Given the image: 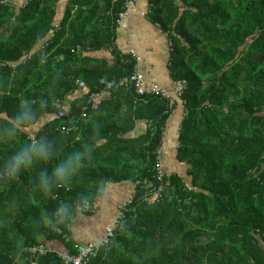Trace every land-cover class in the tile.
<instances>
[{
    "label": "trees",
    "instance_id": "trees-1",
    "mask_svg": "<svg viewBox=\"0 0 264 264\" xmlns=\"http://www.w3.org/2000/svg\"><path fill=\"white\" fill-rule=\"evenodd\" d=\"M60 1L0 0V125L25 103H44L39 120L73 96L67 115L34 137L43 135L63 151L81 149L93 143L99 126L90 97L109 86L117 97L114 109L118 103L129 111L138 108L150 126L136 141L120 140L111 128L99 131L91 164L70 191L57 189L52 198L43 197L36 188L40 168L0 189V264H14L21 250L23 264H62L57 253L25 259L23 251L65 241L71 220L61 234L34 229V222L80 193L93 203L108 181H128L134 196L110 243L88 264H264V0H147L149 20L168 33L172 78L186 83L175 160L188 168L168 169L157 199L155 166L172 109L160 96H138L132 84H119L136 64L115 46L127 0H70L55 30ZM99 50L111 52L112 65L86 64L91 58L82 53ZM81 83L89 90L75 97ZM129 116L121 119L129 121L126 130ZM18 138L30 137L20 133ZM15 147L0 141V160ZM13 200L19 209L4 222Z\"/></svg>",
    "mask_w": 264,
    "mask_h": 264
},
{
    "label": "crops",
    "instance_id": "crops-1",
    "mask_svg": "<svg viewBox=\"0 0 264 264\" xmlns=\"http://www.w3.org/2000/svg\"><path fill=\"white\" fill-rule=\"evenodd\" d=\"M11 1L19 2L22 0ZM69 2L70 0H61L57 4L56 18L53 21V26L61 22ZM75 9L76 8L72 10V14ZM149 9L150 7L147 0L129 1L128 8L126 9V16L121 20L120 26L116 31L115 46L116 49L123 54L130 53L131 51L135 53L137 59L135 64L136 70L144 76L145 85L147 87H152L154 85L158 86L166 91L174 100L171 108L172 111L164 124L161 146L158 150L162 166L168 171V169H170L171 158L175 160V148H177L179 144L175 133H178L180 120L183 119L185 115V107L184 102L176 98L174 93L176 81L172 78V74L169 70L171 48L168 33L163 32L157 24H153L149 20V17H147ZM49 35L53 36V30L49 32L47 38ZM38 47H36L34 51H36ZM78 51L81 50L77 49V52ZM82 56L91 58L90 64L86 63L88 66L92 65V62L95 61H104L107 65H112L114 62V58L109 50L89 51L87 53H82ZM78 69L79 68H77V70ZM108 87L103 90V92L96 94L92 100L93 106L96 108V116L99 119L97 121L99 124L97 129L99 131H106L108 128H111L113 133H117L115 136L119 137L122 141L143 139L148 126H150V121L142 117L140 114L142 111L138 108H130L129 111L122 103H118L115 108L118 109L116 111L113 105L117 97L111 95V89ZM88 90L89 89L81 83L78 90L74 93V96L81 97L85 95ZM112 91L114 92V90ZM73 99V96H68L62 103H59L57 113L43 115L38 120L36 127L25 134L33 138L45 124L54 120L59 113L67 115L70 110V103ZM107 101H109V104L106 103ZM100 110L104 111L101 112L103 114L99 113ZM126 115H130L129 120L131 122V128L128 130H126V128L129 125V121L121 120ZM115 141L118 142L117 139H115ZM102 143H104V140H101L100 144ZM185 166L184 172L188 168L187 164H185ZM133 192L134 186L128 181L119 183L108 181L102 188L101 193L93 201L91 206L92 212H90L89 215H86L87 212L77 214L71 219L67 241H52L48 243V247L59 255L69 252L70 248L76 244H84L87 242L96 243L100 241L104 236V229L115 219L118 208ZM67 243H69L68 246Z\"/></svg>",
    "mask_w": 264,
    "mask_h": 264
},
{
    "label": "clouds",
    "instance_id": "clouds-1",
    "mask_svg": "<svg viewBox=\"0 0 264 264\" xmlns=\"http://www.w3.org/2000/svg\"><path fill=\"white\" fill-rule=\"evenodd\" d=\"M43 107V102L39 107L25 103L10 119L0 125V141L16 145L10 155L0 160V189H6L16 183L22 174L40 168L36 188L43 197L52 198L57 189L72 190L83 171L90 166L95 143L100 139L98 129L93 133L92 144L86 143L81 149L72 151H63L54 141L43 135L19 140L20 133H26L36 127L39 111ZM49 164L52 165L50 171ZM91 206L92 197L87 193H80L71 203L61 202L52 213L42 214L39 220L34 222L33 228L59 231L75 215L86 212ZM18 209V203L10 201L4 222ZM14 264H23L22 250L15 253Z\"/></svg>",
    "mask_w": 264,
    "mask_h": 264
},
{
    "label": "built area",
    "instance_id": "built-area-1",
    "mask_svg": "<svg viewBox=\"0 0 264 264\" xmlns=\"http://www.w3.org/2000/svg\"><path fill=\"white\" fill-rule=\"evenodd\" d=\"M130 0H127L124 4V12L119 14V18L120 21L122 19L125 18L126 16V9L128 8V4H129ZM2 3L7 4V0H2ZM149 14V12H148ZM120 21L118 22V25L120 24ZM55 30L58 29V26L55 25L53 26ZM52 37V35H49L48 39ZM123 54V53H122ZM125 56H131L136 59V55L133 51H131L130 53L127 54H123ZM120 85L126 86L128 84H132L133 89L136 93V95L138 96H143V95H156V96H160L161 98L165 99L166 102L168 103V107L171 109L173 106V99L169 96V94L164 91L163 89L159 88L158 86H152V87H147L145 85V78L144 76L138 71L136 70V66H134V71L133 73L128 76L123 78L120 82ZM186 87V83L185 81H177L175 82V86H174V93L176 98H179L182 96V93L184 91ZM93 95L90 97V101L94 98ZM88 109V104H86L85 106L82 107V118L86 117V111ZM62 116V114H58L57 117ZM69 129H65L63 128L61 131L62 132H68ZM159 155V154H158ZM156 169V179L157 181L160 183V185L157 188V192L154 194L155 198H159L160 197V193L163 192L164 187H163V179L164 176L166 175V172L163 171L162 168V163L160 160V157H158L157 159V163L155 166ZM134 196V192L132 193V195L118 208V212L116 214L115 219L112 221V223L110 225H108L105 229H104V236L103 238L96 242V243H84V244H76L72 247V251L73 252H66L63 254H59V257L62 261V264H88L89 261L93 258L96 257V255L98 254V252L102 249V247L108 245L114 235V231L117 228V226L119 225L120 221H122L125 217L126 212L129 209V206L132 202ZM58 234H61V231H56ZM65 241H67L66 237H63ZM48 252H53L50 248L44 246L43 244H38V245H34L31 247L26 248L23 251V254L25 256V259H27L28 257L30 259H35L37 257L43 256Z\"/></svg>",
    "mask_w": 264,
    "mask_h": 264
},
{
    "label": "rangeland",
    "instance_id": "rangeland-1",
    "mask_svg": "<svg viewBox=\"0 0 264 264\" xmlns=\"http://www.w3.org/2000/svg\"><path fill=\"white\" fill-rule=\"evenodd\" d=\"M147 17H148V15H147ZM175 145H176V143H175ZM185 167H186L185 164H179L173 158H171L170 168H175L176 171L183 173L185 170ZM187 167H188V165H187ZM162 168H163L164 172H167V170L163 166H162Z\"/></svg>",
    "mask_w": 264,
    "mask_h": 264
},
{
    "label": "water",
    "instance_id": "water-1",
    "mask_svg": "<svg viewBox=\"0 0 264 264\" xmlns=\"http://www.w3.org/2000/svg\"><path fill=\"white\" fill-rule=\"evenodd\" d=\"M262 170H263V168H262ZM34 264V263H33Z\"/></svg>",
    "mask_w": 264,
    "mask_h": 264
}]
</instances>
